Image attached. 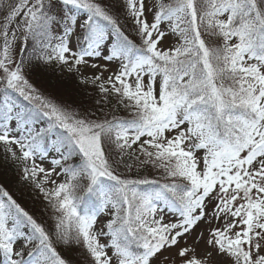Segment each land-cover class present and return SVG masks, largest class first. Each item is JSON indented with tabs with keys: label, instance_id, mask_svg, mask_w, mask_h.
Wrapping results in <instances>:
<instances>
[{
	"label": "snow or ice",
	"instance_id": "obj_1",
	"mask_svg": "<svg viewBox=\"0 0 264 264\" xmlns=\"http://www.w3.org/2000/svg\"><path fill=\"white\" fill-rule=\"evenodd\" d=\"M0 151V264H264V0H0Z\"/></svg>",
	"mask_w": 264,
	"mask_h": 264
},
{
	"label": "rangeland",
	"instance_id": "obj_2",
	"mask_svg": "<svg viewBox=\"0 0 264 264\" xmlns=\"http://www.w3.org/2000/svg\"><path fill=\"white\" fill-rule=\"evenodd\" d=\"M59 76V74H57ZM65 79L69 81L68 87L70 92L67 95L68 99H87L89 94L95 95L92 87L89 86H81L76 83L74 78L69 79L66 75ZM2 176H7V178L14 180L16 176V168L13 166L11 161H6L4 159V154L0 151V183L3 182ZM13 177V178H12ZM33 197H37L36 193H27L25 199L30 203H33L35 206H40L41 201L39 198L33 199Z\"/></svg>",
	"mask_w": 264,
	"mask_h": 264
},
{
	"label": "trees",
	"instance_id": "obj_3",
	"mask_svg": "<svg viewBox=\"0 0 264 264\" xmlns=\"http://www.w3.org/2000/svg\"><path fill=\"white\" fill-rule=\"evenodd\" d=\"M12 178H13V177H12ZM2 180H3L2 183L12 181L11 177H10V179H9V178H7V176H2Z\"/></svg>",
	"mask_w": 264,
	"mask_h": 264
}]
</instances>
